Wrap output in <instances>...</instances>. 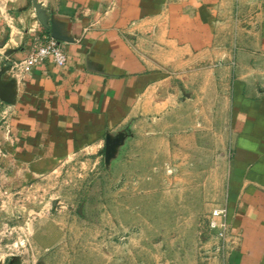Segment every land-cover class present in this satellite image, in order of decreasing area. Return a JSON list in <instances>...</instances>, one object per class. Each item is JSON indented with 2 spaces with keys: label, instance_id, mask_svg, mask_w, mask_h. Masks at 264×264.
<instances>
[{
  "label": "crops",
  "instance_id": "1",
  "mask_svg": "<svg viewBox=\"0 0 264 264\" xmlns=\"http://www.w3.org/2000/svg\"><path fill=\"white\" fill-rule=\"evenodd\" d=\"M43 35L67 65L14 75ZM0 91V171L33 180L106 156L127 122L198 150L225 135L228 262L264 264V0H0Z\"/></svg>",
  "mask_w": 264,
  "mask_h": 264
},
{
  "label": "rangeland",
  "instance_id": "2",
  "mask_svg": "<svg viewBox=\"0 0 264 264\" xmlns=\"http://www.w3.org/2000/svg\"><path fill=\"white\" fill-rule=\"evenodd\" d=\"M191 133L179 143L127 122L108 159L35 180L0 171V264H229L242 237L229 220L231 158L217 149L226 136L198 150ZM220 208L226 241L210 226Z\"/></svg>",
  "mask_w": 264,
  "mask_h": 264
},
{
  "label": "built area",
  "instance_id": "3",
  "mask_svg": "<svg viewBox=\"0 0 264 264\" xmlns=\"http://www.w3.org/2000/svg\"><path fill=\"white\" fill-rule=\"evenodd\" d=\"M68 63V53L65 44L59 40L43 35L34 40L33 46L29 49L25 58L10 68L14 75L28 77L33 74L39 66L54 64L58 67H64ZM227 209H216L212 212L211 229L218 230L219 238L226 241ZM220 220V221H219Z\"/></svg>",
  "mask_w": 264,
  "mask_h": 264
},
{
  "label": "water",
  "instance_id": "4",
  "mask_svg": "<svg viewBox=\"0 0 264 264\" xmlns=\"http://www.w3.org/2000/svg\"><path fill=\"white\" fill-rule=\"evenodd\" d=\"M0 98L4 102H9V103L11 102L9 98H6L4 96V93H2V91H0ZM114 145H115V143H112V142L108 143V147H107V150H106V158L107 159L110 157V154L112 152V149H113Z\"/></svg>",
  "mask_w": 264,
  "mask_h": 264
}]
</instances>
